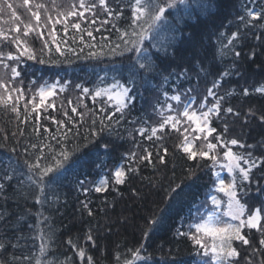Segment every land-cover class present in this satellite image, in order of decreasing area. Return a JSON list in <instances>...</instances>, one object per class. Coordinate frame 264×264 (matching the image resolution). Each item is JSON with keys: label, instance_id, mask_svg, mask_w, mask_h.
I'll return each mask as SVG.
<instances>
[{"label": "trees", "instance_id": "1", "mask_svg": "<svg viewBox=\"0 0 264 264\" xmlns=\"http://www.w3.org/2000/svg\"><path fill=\"white\" fill-rule=\"evenodd\" d=\"M107 3L111 16L98 8L96 16L88 12L89 17L84 15L68 24L67 35L63 28L56 30V42L66 51L64 57L55 52L52 40H48L51 55L46 50L39 53L42 45L28 42L46 63L25 58L20 65L23 73L36 81L58 79L66 83L70 91L77 92L72 100L65 92L61 95V99H68L64 107L46 106L39 110L38 118L35 113L29 115L27 122H22L23 115L17 117L0 105V264H36L37 258L41 264H197L198 246L181 233L188 231L198 206L210 199L216 170L207 158L197 155L195 160L189 159L182 137L172 128H164L160 139V131L151 140L147 138L155 124L147 119L146 104L155 101L165 106L173 95L186 93L196 95L199 101L207 97L208 102L219 103V114L211 122L217 130L213 135L237 139L238 145H230L233 152H251L256 160L240 195L246 193V199H255L250 206L264 201V92L257 91L264 88V0H184L176 9L167 10L170 24L159 33L158 47H153L151 39L144 41L155 68L139 70L129 93L135 99L120 111L116 110L118 104L104 97L93 101L92 95L113 81L129 86V57L135 61L136 56L128 51L121 54L122 48L131 45H124L119 37L127 30L129 36L123 39H136L131 33L139 31L147 16L132 25L135 0ZM249 11L260 13L261 18L253 19ZM74 22L81 24L79 31L72 28ZM230 39L233 43L228 45ZM89 44L95 47L89 48ZM117 44L122 47L112 53ZM67 46L75 48L78 55L67 52ZM5 50L15 53L16 47L6 42ZM89 51L97 55L88 58ZM214 82L218 87L213 88ZM77 84L87 87L89 94H82ZM209 89L215 93L213 101ZM23 104L21 101V113H25ZM73 107L76 112L71 111ZM228 108L233 111L229 113ZM110 115L111 120L107 119ZM101 120L110 131L92 135ZM141 128L148 131L141 135ZM48 144L54 151L45 147ZM104 144L109 147L104 148ZM62 149L69 153V159L55 182L41 193L34 183L36 172L48 165L55 169L51 157L61 160ZM149 152L151 162L140 159ZM41 155L47 159H40ZM158 156H163L164 162ZM38 160L39 169L29 167ZM118 166L126 173L122 184H116L110 175ZM100 174H108L112 181L97 192L95 183ZM202 213L206 216V210ZM153 219L157 221L154 225ZM42 232L49 233L51 239L42 241ZM244 234L248 245L235 241L238 260L245 259L238 264H264V245L259 243L262 237L252 230ZM42 243L46 246L44 255L40 253ZM80 249L86 253L83 259L78 255ZM136 251L139 258L133 255ZM26 256L30 260H25Z\"/></svg>", "mask_w": 264, "mask_h": 264}, {"label": "snow or ice", "instance_id": "2", "mask_svg": "<svg viewBox=\"0 0 264 264\" xmlns=\"http://www.w3.org/2000/svg\"><path fill=\"white\" fill-rule=\"evenodd\" d=\"M24 5H30L31 0H23ZM184 3V0H135V7L132 16V25H136L138 22L141 21L142 17L145 15L147 19L143 21L142 24H139V31L133 30L131 36L136 37V39L132 40H124L123 37L129 36L127 30H125L122 35L119 37L124 45H131L130 47L122 48L123 51L132 52L136 56V60L132 61L131 57L130 60V67H129V77L127 79V84L129 86H124L120 84L119 81H114L108 88L98 89L92 95V100L95 101L96 97L109 94L110 90L113 88H118L119 91L116 93L118 99V106L117 111H120L121 108L127 107L128 102H131L135 99L133 95H129L132 92V86L135 85V78L139 73L140 69H144L146 71H153L155 68L154 61H152L151 57L148 55L147 49L144 47V41L149 39H154V33H159V31L168 26L170 24L169 21V13L166 15L168 9H176L179 4ZM11 10L12 16L16 17L15 9L13 5L10 3L0 2V11H3L4 8ZM35 11L32 10V7H28V11L31 13V17L35 19L37 25L41 23V13L40 9H46V5L42 3H37L34 5ZM65 10L59 12L58 17L56 19V23H62L63 21L59 17H63V20H68L69 17H83L85 12H92L93 16L97 15V12L94 11L98 8H102L107 12V15L111 16L113 13L108 7L107 0H99L97 4L95 0H79V3H74L73 0H67L66 4L64 5ZM253 19L261 18L260 13H253L249 11L248 13ZM19 19V17H16ZM241 21H244V17H240ZM52 20L51 16H46L45 27H47V22ZM91 23H95V20H92ZM102 23H106L102 22ZM130 25V26H132ZM72 28L79 31L81 29V24L74 22L72 24ZM14 31L16 33H21L20 25L17 24ZM63 31L65 35L68 32V25L64 23ZM99 31V29H97ZM29 33H36L35 39L42 40V47L38 50L39 53L47 51L49 55L53 52V49L49 46V41L43 39L44 33L37 32L36 28H33L32 24H25L24 31L22 33L23 37H28ZM55 33V25L51 27L48 32V35L52 37V43L56 45L55 52L59 54L60 57L66 56V51L64 48L61 47L60 43L56 42ZM87 35L92 39L93 34L91 31L87 32ZM0 38L3 41L8 42L10 44H14L16 47V52L13 53L9 51L6 54V59L12 61L13 63L9 64L5 62L4 53L0 52V65L3 66L4 71H0V105H2L6 110L15 113L17 117L21 115L24 116L22 122H27L29 115L35 113L37 118L39 117V110L44 109L46 106L55 108L56 104L53 101L52 103H48L50 97H54L56 95V89L59 86V90L61 92L66 90V84H60V81H55L52 84H48L47 81L43 82V84L37 85L35 80L29 82V86L24 84L23 80V69L20 68V65L26 60L37 61L40 64L46 63L45 59L42 56L38 55V51L35 48L29 46L28 41L22 39L20 35L15 36L14 38H10L4 32L0 31ZM235 38V34H234ZM81 43L83 42V36L80 37ZM65 45H67V41H63ZM233 40H228L227 44L231 45ZM227 46V45H226ZM89 48L95 47V45L89 44ZM121 44L115 45L114 48L111 49L112 53H115L116 48H121ZM154 47V45H153ZM80 51L83 52V48H80ZM67 52L77 54L76 49L67 46ZM97 53L89 51L88 58L95 57ZM236 56H239V52H235ZM142 61H147L144 63ZM51 62V61H49ZM227 75V73H225ZM70 83V82H67ZM30 85H36L37 91L39 95V102H36V95L33 94L30 97L26 96V89L27 92L32 93V88ZM76 88L81 89L82 94L87 95L89 94V89L87 87H82V85H75ZM218 87V82L213 83V88ZM191 91V90H189ZM257 91L264 92V88L257 89ZM245 95H247V89L244 90ZM15 94V95H14ZM167 95V93H165ZM208 96H212L215 98V93L212 89L208 90ZM108 98L111 100L112 96L108 95ZM172 100L179 102L181 100L180 95H173L171 97ZM220 99H223L222 97ZM21 100H27L26 103L23 104V108L25 109V113H21L20 102ZM187 103L182 105V111L178 113L176 116H166L164 117L163 121L159 124V128L153 127L151 128L152 135H149L147 138L149 140L152 139L153 136L157 134V131H160L161 135L157 137V139L162 138L164 135L163 129L166 127H170L175 129L176 132H180L182 118H187V121H192L195 123L194 131H198L199 133H206L204 136L205 144L202 145L201 150L199 153L192 151L191 141L188 140V137H184L185 146L183 147V151L188 153V158L195 160L197 155L201 158H207L212 161V167L218 166V171L215 173L216 182L217 183V192L223 193L226 200H222L216 194H210V200L212 205L215 207L212 209L206 210V218L205 216L200 217L199 222H193L188 225V231L185 233H181L182 235L189 236L190 239L194 242L195 245L198 246L199 251L197 252L198 256H201V259L197 261V264H237V261L234 258L239 256V252L237 251L236 247L233 246V241H240L243 245L249 244V239L246 238L244 234H242L243 230L247 228L249 232L252 229H255L260 236L262 237L259 240L261 245H264V201H261L259 206L253 204L251 207L248 205V201H244L241 203L243 199V195H240V190L245 189L247 185L244 183L245 181L250 180V172L253 167H256V160L252 158L251 152L245 154H238L234 153L232 147L230 145H238L240 142L237 139H230L225 140L223 139L222 135L218 134L213 136L217 130L213 127H210V121L208 117L210 114H219L220 105L219 103L213 104L212 107H208L207 110H204L207 106V97L204 98L195 109L192 108L193 104H196V101L193 97L186 95ZM29 105L31 108L29 110ZM63 107V105H61ZM86 107V106H85ZM104 109H101L103 111ZM167 110L175 111L172 108L171 104L167 105ZM72 112H76L77 109L73 107L71 109ZM227 111L231 113L233 110L232 108H228ZM199 112V115L197 114ZM65 116L68 115L67 111L63 113ZM115 113H113L114 115ZM81 117L83 116L82 113H78ZM163 116V112H161ZM53 122L57 124H61V121H55L54 118ZM107 119L111 120L112 116H108ZM264 119V116L261 117ZM118 122V121H117ZM93 125L96 124L95 120L91 122ZM37 132L39 129H34ZM59 130V129H58ZM106 130L110 131V126L105 125L103 120L100 121V126L98 131H93L92 135H99L100 133L105 132ZM71 131V128L68 129ZM91 131V130H90ZM140 134L144 135L145 131L148 129L141 128ZM189 128H184V132H188ZM227 132V127L224 129ZM65 138H67V132L64 133ZM208 136H212L213 140L216 142L213 143L207 139ZM53 140H57L55 135L52 136ZM199 139L198 136L193 137V140ZM59 144L60 141L57 140ZM220 147L221 151L223 152V163H221V157L219 153H215L213 155H209L210 152H215V150ZM33 148L36 147L35 144L32 145ZM45 147L49 148L50 151H54V147L51 144L45 145ZM104 148H108V144L103 145ZM240 147H243L241 144ZM14 151V149H13ZM167 153V148L163 150ZM62 157L61 160H56L55 156H52L51 159L55 161V169L48 165L44 168L40 169V171L36 172L37 179L34 181L36 186L40 189V192L43 193L45 187H49L52 185L55 180L58 178L60 174V169L63 167V164L66 163L69 159V153L62 149L59 153ZM152 153H147L140 157L142 160L150 161V157ZM131 157L133 159L136 158V154L132 153ZM40 159H47V157L41 155ZM158 159L161 162H164L163 156H158ZM243 161V163H241ZM247 165V167H245ZM32 169H39L40 163L39 160L29 165ZM134 171V169H133ZM226 171L229 174V179L221 176V172ZM49 173H53V175L49 176ZM126 173L123 168H117L114 172V179L116 184L124 183V177ZM47 177V180H45ZM108 183V179L105 178L102 181L101 187H96L95 191L100 192L104 190L103 186H106ZM3 186L0 185V188ZM179 187V186H177ZM87 191V189H85ZM176 189L173 188L172 192H175ZM264 194V192H262ZM246 195V193H244ZM222 204L226 205V211L218 212L217 209L221 207ZM87 205H85L86 207ZM247 213V215H246ZM91 214V213H90ZM227 217L228 219H225ZM154 225L157 223L155 219L151 221ZM202 234V235H198ZM204 236L211 238V243H207L204 240ZM51 239L49 233L42 232L41 233V240L44 239ZM88 239L91 240V235L88 236ZM3 245H0L2 248ZM46 251V246L42 243L40 247L41 255H44ZM254 251H256L254 249ZM80 258H84L86 253L83 249H80L78 252ZM134 256L139 258V251L133 253ZM25 260H30L29 257H25ZM91 260V257H88V261ZM36 264H41V261L37 258ZM87 264V262H86ZM130 264V262H129Z\"/></svg>", "mask_w": 264, "mask_h": 264}, {"label": "rangeland", "instance_id": "3", "mask_svg": "<svg viewBox=\"0 0 264 264\" xmlns=\"http://www.w3.org/2000/svg\"><path fill=\"white\" fill-rule=\"evenodd\" d=\"M0 2H5V3H10L13 5V8L15 9V12H16V17H19V19H16V17L12 16L11 14V10L7 9L6 7L4 8L3 11H0V31L4 32L6 35L7 33H11L13 36L12 38H14L15 36L17 35H20L22 39H25L30 43V44H33V42H36L38 43V45H42V40L41 39H35V35L36 33H29L28 37H23L22 36V33L24 31V25L25 24H29L31 23L33 28H36L37 29V32H43L44 33V36H43V39L45 40H52V37L48 35V32L49 30L51 29V27L53 25H55V32L57 29L59 28H63L64 27V23H67L70 24L73 20H79V18L77 17H69L68 20L64 21L63 20V17H59L63 22L62 23H56V19L58 17V14L59 12H62L65 10L64 8V5L66 4L67 0H31V4L30 5H24V2L23 0H0ZM74 3H79V0H73ZM96 3L97 0H95ZM37 3H42L44 5H46V9H40V13H41V23L40 25H37L36 22H35V19L33 17H31V13L27 10L28 7H32V10L35 11L36 9L34 8V5L37 4ZM168 10H173V9H168ZM46 16H51L52 17V20L50 22H47V27H45V22H46ZM85 16L86 17H89L90 14L87 12H85ZM146 16V15H145ZM19 24L20 25V28H21V33H16L14 31L16 25ZM165 28V27H164ZM164 28H162L160 32H162V30H164ZM159 33H154V39H151L152 42L155 44L154 46L155 47H158V45L156 44L157 41H158V38H159ZM55 34V33H54ZM35 40V41H33ZM146 41H149V40H146ZM5 47H6V42L3 41L2 38H0V52L4 53V58H5V62L6 63H13L12 61H9L6 59V54L8 53L6 50H5ZM0 71H4L3 69V66L0 65ZM23 75V80H24V84L26 86H29V82L30 81H33L32 79H29L27 78V75L22 73ZM58 79H41V80H35L37 82V85L39 84H43V82L47 81L48 84H52L54 83L55 81H57ZM60 81V80H58ZM114 82V81H113ZM113 82L109 83V84H106L104 86H101L100 88L98 89H104V88H108L111 84H113ZM60 84H66L62 81H60ZM121 84V83H120ZM31 88H32V93H29L27 92V89H26V96L27 97H30L31 95L35 94L36 95V102L38 103L39 102V95H38V91H37V86L36 85H30ZM2 91V90H0ZM119 91L118 88H113L110 90L109 94H106V95H102V96H99V97H104V98H107L109 100V102L111 103H115V104H118V99H117V96H116V93ZM65 92H68V99L69 100H72L71 98H74L76 96V93L74 90L70 91L69 87L67 86L66 84V90L61 92L59 90V86L57 87L56 89V95L54 97H50L49 100H48V103H52L53 101L55 102L56 105H63V107L66 105V103L68 102V99H64L62 98L61 99V95L62 94H65ZM15 95V94H14ZM108 95H111L112 96V99L110 100L108 98ZM186 95L187 96H191L193 98H197L196 95H191V94H182L181 96V100L179 102L177 101H174V100H169L168 103L165 105V106H161L159 105L157 102L155 101H152L150 104H146L145 106V111L147 112L148 116H147V119L152 122L153 124H155L154 127H159V124L163 121L164 117L166 116H176L178 115L179 112L182 111V105L184 103H187V100H186ZM98 98V97H97ZM205 98V97H204ZM204 98L201 100L203 101ZM66 100V101H65ZM213 101V97L211 99ZM23 103H26L27 100H21ZM196 101V100H195ZM199 101V100H198ZM201 101H199L198 103L196 104H193L192 105V108L195 109L197 107V104H199ZM129 103V102H128ZM168 104H171L172 105V108L175 110V111H169L167 110V105ZM214 103L212 102H208L207 101V106L204 110H207L208 107H212ZM31 106V105H29ZM161 112H163V116L161 115ZM199 115V112L197 113ZM216 114H210L209 117H208V120L210 121V127H211V122L213 120V118H215ZM178 127H180V132H177L176 134L177 135H180L182 138V142L184 143V146H185V142H184V137L187 136L188 137V140L191 141V147H192V151H195L197 153H199V151L201 150V147L203 144H205V140H204V136L206 135V133H199L198 131H194L193 129H195V123L192 122V121H187V118H182V123L181 125H178ZM170 128V127H168ZM184 128H189V131L188 132H184ZM175 130V129H174ZM198 136L199 139L197 140H193V137H196ZM214 136V135H213ZM207 139L209 141H212L214 143V140H213V137L212 136H208ZM215 153H219L220 157H221V163H223V157L221 156V153H223L220 149V147L218 146V148L215 150V152H210L209 155H213ZM117 168H123L122 166H118ZM116 168V169H117ZM216 172L218 171V166L217 167H214ZM115 169V170H116ZM114 171L110 170V175L112 176V178H114ZM112 171V172H111ZM221 176L222 177H225L226 178V182H227V179H229V174L226 172V171H223L221 172ZM100 177V178H99ZM99 177H97V181L95 183V186L96 187H101L102 186V181L107 178L108 179V183L107 184H110V182L112 180H110L108 177V174H100ZM115 180V179H114ZM94 182V180L90 181L89 182V185H92ZM249 183V181H245V183ZM217 183L216 182V176H215V179L213 181V190L211 189L210 190V194H216L218 195L219 198H221L222 200H226V197H224V194L223 193H218L217 192ZM246 183V184H247ZM107 186V185H106ZM106 186H103L104 188H106ZM255 192H258L259 190H254ZM209 194V195H210ZM248 201V205L249 207L250 204H252L251 202H253L255 199H246L245 195L243 196V199L241 200V203H244V201ZM258 201L256 200L255 203H257ZM261 202V200H260ZM260 202L258 204H256L257 206H259ZM215 206L212 205L211 203V200H206L203 201L199 206H198V209H197V214H196V217H194V221H192L191 223L193 222H199L200 221V217L201 216H205V214H201L200 213L204 210H208V209H212L214 208ZM218 212H224L226 211V205L225 204H222L221 207L219 209H217ZM247 215V213H246ZM206 218V216H205ZM225 219H228L227 217H224ZM196 220V221H195ZM262 223H264V221H262ZM190 223H188L189 225ZM188 225H187V230H188ZM246 230H248L247 228H245L242 232V234H244L246 232ZM253 233L257 236H260V234L255 230V229H252ZM198 235H202V234H198ZM245 235V234H244ZM205 242L207 243H211V238L210 237H207V236H204L203 237ZM238 243L242 244V242L238 241ZM233 246L235 247V241H233ZM201 259V256L199 258V260ZM235 261H237V264L238 262L241 260V261H245V259L242 257L240 260H238V257L234 258ZM242 263V262H241Z\"/></svg>", "mask_w": 264, "mask_h": 264}]
</instances>
